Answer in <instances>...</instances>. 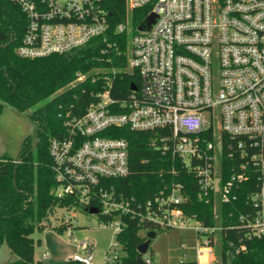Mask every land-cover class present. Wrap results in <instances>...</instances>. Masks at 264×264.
<instances>
[{
    "label": "built area",
    "instance_id": "built-area-1",
    "mask_svg": "<svg viewBox=\"0 0 264 264\" xmlns=\"http://www.w3.org/2000/svg\"><path fill=\"white\" fill-rule=\"evenodd\" d=\"M13 1L27 18L17 48L21 57L70 53L97 37L108 42L109 14L98 0ZM126 4V20L115 33H127L124 70L136 72L138 82L129 81L127 90L116 88L123 70L113 67L101 75V89L82 115L67 111L63 131L49 144L52 193L66 209L97 207L99 226L116 237L125 229V216L158 229L190 227L192 220L196 263L217 264L224 250L228 255L246 250L233 240L224 249L225 229L241 227L250 238L264 236V0ZM141 7H149L147 17L156 15L144 29L129 19L131 10ZM117 128L154 131L156 147L196 175L197 197L213 205L214 223L182 208L188 197L180 182L166 186L144 208L118 197L110 181L129 175L130 152L128 141L115 135ZM229 204L237 213L231 211L223 225ZM119 258L108 256V262ZM69 259L91 264L90 244L78 242Z\"/></svg>",
    "mask_w": 264,
    "mask_h": 264
},
{
    "label": "trees",
    "instance_id": "trees-1",
    "mask_svg": "<svg viewBox=\"0 0 264 264\" xmlns=\"http://www.w3.org/2000/svg\"><path fill=\"white\" fill-rule=\"evenodd\" d=\"M98 2L109 14L108 42H117L116 47H110L108 42L97 37L70 53L25 58L17 53V48L22 42L27 18L16 2L0 0V112L5 105L27 112L37 127L39 139L35 149H32L30 137L26 139L19 162L13 158H0V246L6 243L17 256L15 260L0 264H45L36 261L31 234L36 221H42L56 206L62 205L52 193L56 182L49 144L63 131L67 111L82 115L101 89V75L113 67L123 70L116 88L127 90L129 81L138 82L136 72L124 70L128 61L127 33H115L117 24L126 20V0ZM149 10V7L131 10L129 19L133 26L144 24ZM94 77H98L96 81ZM115 132L116 136L128 141L130 152L129 175L110 181L118 197L122 195L132 206L144 208L166 186L180 182L188 197L182 208L206 224L214 223L213 205L197 197L196 175L156 147L154 131L117 128ZM231 211L237 213L233 204L224 206L223 225L227 224L226 218ZM236 219L237 215L232 223H237ZM124 220L125 229L117 238L126 254L108 263L140 264L138 258L144 257L138 246L147 240L142 233L162 229L129 216ZM247 233L248 230L241 227L223 231L224 249L228 250L229 241L233 240L236 246L245 244L246 250L238 253L234 250L231 255L224 250L219 264H264V236L250 238ZM62 264L83 263L68 259ZM180 264L197 263L192 259Z\"/></svg>",
    "mask_w": 264,
    "mask_h": 264
},
{
    "label": "rangeland",
    "instance_id": "rangeland-1",
    "mask_svg": "<svg viewBox=\"0 0 264 264\" xmlns=\"http://www.w3.org/2000/svg\"><path fill=\"white\" fill-rule=\"evenodd\" d=\"M30 137L32 149L39 139L36 126L28 113L20 112L10 105H5L0 112V158H13L19 162L26 139ZM71 217L72 221H66ZM98 213H90L83 208L66 209L56 206L54 211L42 221L35 222L31 236L35 243V258L45 264H62L77 251V243L88 242L92 248L91 264H109L112 259L123 257L126 253L121 245L116 244V235L112 229L101 228ZM189 221L190 227H169L157 230L150 241L144 259L150 258L151 264H180L196 259L198 234ZM147 236V231L142 233ZM82 251V250H81ZM214 255H219L215 244ZM17 259L6 243L0 246V262ZM219 259V257H218ZM218 262L217 264H219Z\"/></svg>",
    "mask_w": 264,
    "mask_h": 264
},
{
    "label": "water",
    "instance_id": "water-1",
    "mask_svg": "<svg viewBox=\"0 0 264 264\" xmlns=\"http://www.w3.org/2000/svg\"><path fill=\"white\" fill-rule=\"evenodd\" d=\"M155 13H151L148 17H147V19H146V22L144 23V24H142V25H139V29H144V28H146V27H150V25L154 22V20H155ZM12 42V39H11V41L9 42V43H11ZM6 46V45H5ZM132 87L133 88H136V86L135 85H132ZM36 129H37V127H36ZM88 211L90 212V213H98V211H99V209L97 208V207H90V208H88ZM155 235H156V231L155 230H150V231H148L147 232V240L146 241H144L143 243H141L139 246H138V251H139V253L141 254V255H143V254H145L147 251H148V249H149V245H150V241H151V239L153 238V237H155ZM138 261H139V263L140 264H147L146 262H145V260L144 259H142V258H138Z\"/></svg>",
    "mask_w": 264,
    "mask_h": 264
}]
</instances>
